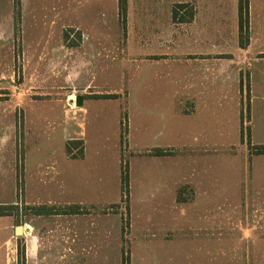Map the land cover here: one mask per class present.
<instances>
[{
    "label": "rangeland",
    "instance_id": "obj_1",
    "mask_svg": "<svg viewBox=\"0 0 264 264\" xmlns=\"http://www.w3.org/2000/svg\"><path fill=\"white\" fill-rule=\"evenodd\" d=\"M127 3L122 14L119 0H0V151L16 139L19 155V205L8 212L60 249L51 263L264 264L250 103L226 106L213 145L211 122L186 102L185 64L157 72L142 57L170 12L145 26L143 0ZM254 128L264 139L260 121ZM37 162L55 163L62 184H32ZM209 216L225 221L224 240ZM24 249L19 237L18 256Z\"/></svg>",
    "mask_w": 264,
    "mask_h": 264
},
{
    "label": "crops",
    "instance_id": "obj_2",
    "mask_svg": "<svg viewBox=\"0 0 264 264\" xmlns=\"http://www.w3.org/2000/svg\"><path fill=\"white\" fill-rule=\"evenodd\" d=\"M201 1L206 4L203 8L199 6ZM231 3L235 4V8L231 5L232 10L228 13L223 7V10H215L220 5L211 0H171L169 4H164L163 0H143L145 9H142V15L145 26L148 23L158 24L155 19L146 17H156L164 11L170 12V17L165 20V29L155 28L156 38L145 46L153 50H149L142 57H152L153 69L157 72L160 68L170 72L171 64H185L184 68L177 71L180 70L185 77L186 102L192 109V115L196 113L201 119L211 122L213 129L211 133H207L214 135L210 139L213 145L225 138L226 106H233L234 114L236 109H241L247 98L252 112L251 149L264 146V139L256 138L259 134L254 128L259 121L264 127V0H248V17L245 20L247 25L244 27V37L247 34V40L244 39V44L241 43L239 1L231 0ZM127 4L129 9V3ZM177 4L192 7L193 19L174 22L172 5ZM163 30L167 32L163 33ZM2 141L10 143L12 139L5 137ZM193 141L197 143L200 140L194 138ZM11 148L13 151H0V206L6 207L19 205L18 200L13 198L19 191L16 139L13 140ZM253 157L264 160V155ZM25 162L24 158L23 163ZM55 168V163L51 167L50 164L37 162L35 173L30 175L31 183L36 182L42 186L62 184V180L58 178L64 172ZM58 168H61L59 164ZM258 171L256 180L264 183V169L261 167ZM206 223L209 224L207 228L213 229L216 226L218 241L224 240V231L220 230H224L225 221L220 222L219 218L209 216ZM18 226L14 212L0 215V264H19V236L16 234ZM33 229L29 225L23 226V235L20 236L25 240V264H58L49 262V257L61 255L60 249L52 247L50 242L41 243V236L35 234ZM252 230L253 228L251 234ZM47 234L49 236L50 233ZM210 234L209 231L208 236ZM45 240L44 238L42 241ZM208 241L207 248H211L209 244L213 240L209 238ZM35 260L38 262H34Z\"/></svg>",
    "mask_w": 264,
    "mask_h": 264
},
{
    "label": "trees",
    "instance_id": "obj_3",
    "mask_svg": "<svg viewBox=\"0 0 264 264\" xmlns=\"http://www.w3.org/2000/svg\"><path fill=\"white\" fill-rule=\"evenodd\" d=\"M120 3V12L124 14L127 11V0H119ZM182 12V13H181ZM239 14H240V28H241V43L244 44V39L247 40V34L244 37V27L247 25V22L245 23V20L248 17V0H239ZM194 17V11L193 8L186 4H177L173 7V20L174 22H186L192 20ZM255 152L258 155H264V146H259L255 148ZM160 154H163L162 151H159ZM18 206H0V215H5L8 213V210H14L17 209ZM37 215H50L53 214V210L47 207H39L35 209ZM76 211H73L72 213L75 214ZM22 263L25 264V255L24 250H21ZM127 258L123 259L122 264H128ZM129 259V258H128Z\"/></svg>",
    "mask_w": 264,
    "mask_h": 264
},
{
    "label": "water",
    "instance_id": "obj_4",
    "mask_svg": "<svg viewBox=\"0 0 264 264\" xmlns=\"http://www.w3.org/2000/svg\"><path fill=\"white\" fill-rule=\"evenodd\" d=\"M82 101H83V98L82 97H78L77 98V106L81 107L82 106ZM16 234L19 237L23 235V226L20 225V226L17 227Z\"/></svg>",
    "mask_w": 264,
    "mask_h": 264
}]
</instances>
